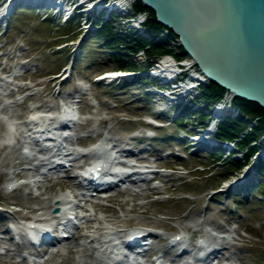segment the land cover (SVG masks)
<instances>
[{"label": "rangeland", "instance_id": "1", "mask_svg": "<svg viewBox=\"0 0 264 264\" xmlns=\"http://www.w3.org/2000/svg\"><path fill=\"white\" fill-rule=\"evenodd\" d=\"M45 14L31 7H16L6 25L0 26V73L18 71L11 81L0 79V114L6 118L0 119L5 132L0 140V264H106L111 260L99 245V240H105V231H112L121 241L137 228L162 233L151 236L150 248L142 258L145 264H154L148 255L164 250L163 260H174L170 264L193 256L197 258L192 264H264V176L249 185L246 196L233 193L245 169L229 165L232 156L220 158L206 150L191 153L193 147L182 134L200 125L195 117L191 116L192 121L184 114L175 120L180 107L158 94L146 93L154 91L147 77L98 82L96 76L118 69L112 58L115 51L101 36L86 32L78 17L63 23ZM119 19L115 27L122 32L127 26L121 23L122 16ZM131 58L138 63L136 70L146 67L142 53ZM69 100L76 101L74 119L79 122L57 130L66 135L65 146L79 150L104 137L116 151L127 148L138 152L125 156L127 162L162 169L151 175L153 180L129 184V189L115 187L109 199L94 197L88 202L79 197L88 218L75 229L72 239L52 247L44 243L27 246L10 238L8 223L19 220L22 224L25 218L36 217L52 220L53 201L67 195L74 198L79 190L73 170L64 177L43 174L39 164L48 152L37 151L36 144L30 142V134L36 135L30 129L38 125L30 117L35 108H53V115L66 119ZM149 116H159L164 125L147 126L144 119ZM7 118L16 123L11 129ZM67 132L73 137L67 138ZM146 132L152 138L145 137ZM234 153L235 158L242 155ZM91 160L92 156L80 155L74 165L82 167ZM12 184L18 188L8 191ZM185 232L208 240V248L193 253L195 241L190 240L188 252L180 260L173 255L177 247H170L168 241ZM23 254L42 261L31 262Z\"/></svg>", "mask_w": 264, "mask_h": 264}, {"label": "water", "instance_id": "2", "mask_svg": "<svg viewBox=\"0 0 264 264\" xmlns=\"http://www.w3.org/2000/svg\"><path fill=\"white\" fill-rule=\"evenodd\" d=\"M138 1L207 80L264 108V0Z\"/></svg>", "mask_w": 264, "mask_h": 264}, {"label": "trees", "instance_id": "3", "mask_svg": "<svg viewBox=\"0 0 264 264\" xmlns=\"http://www.w3.org/2000/svg\"><path fill=\"white\" fill-rule=\"evenodd\" d=\"M130 8L133 12L144 13L145 18L142 25L147 33L145 36L127 29L122 32L117 30L115 23L119 18L115 14L107 20L100 19L101 15H99L100 21L96 23L99 29L93 33L94 36L104 38L105 45L115 51H113L112 58L118 69L135 71L138 63L131 57L139 50L143 53L145 58L143 61L147 63L146 67L148 68L153 61L164 55H169L177 60L184 58L185 54L182 56L180 53L181 46L177 42L176 34L157 22L152 10L137 0L130 4ZM120 46H123V49ZM142 80L143 78H140V81ZM200 87V92L195 99L197 110L187 115L195 117L199 123L209 118L207 111L215 102L223 99L226 91L209 80L206 84H201ZM231 103L238 109L239 114L235 117L225 116L218 122L215 137L220 141H232L235 148L243 149L241 160L243 163H248L253 154L259 149H264V141L261 140L264 135V108L237 96L233 97ZM190 119L192 120V117ZM228 164H237L239 169L242 168L237 160L229 158ZM255 168L259 175L264 176V161L258 160Z\"/></svg>", "mask_w": 264, "mask_h": 264}, {"label": "bare ground", "instance_id": "4", "mask_svg": "<svg viewBox=\"0 0 264 264\" xmlns=\"http://www.w3.org/2000/svg\"><path fill=\"white\" fill-rule=\"evenodd\" d=\"M41 1V0H40ZM44 3H42V4H45L47 1H45V0H42ZM133 0H110V5H111V7L112 6H117V5H123V6H125V5H129V4H131V2H132ZM6 2L7 1H4L3 2V4H2V6H0V11L3 13V10H9L13 5L12 4H6ZM49 2V4L50 5H48V6H46L45 8H43V9H45V10H50V9H52V8H55L56 7V5L52 2V1H48ZM94 4H101L102 2H103V0H94ZM24 3L25 4H28V3H31L32 4V2H30V1H24ZM34 4V3H33ZM107 6V5H106ZM105 6V7H106ZM127 11V9H126V7L124 8V10H123V12H126ZM101 19V18H100ZM181 52V54H182V56L185 54V53H183L182 52V49L180 50ZM178 61V60H177ZM179 64H180V77H179V79H177L175 82L173 81V83H172V85H171V87L172 88H174V89H179V90H181L182 89V92H183V94H184V96L186 95V93H190V95L192 96V97H190V99L193 101L194 100V96H195V99L197 98V95H198V93L200 92V89H201V87H200V85L202 84V85H204V84H206L207 83V79L203 76V74L200 72V70L198 69V67H197V65L190 59V58H188L187 57V55L185 54L184 55V58L183 59H180L179 61ZM174 65H175V63L174 62H172L171 61V59H169L168 57L167 58H164V59H162L161 60V62H158V70L159 71H161L164 75H166V77L164 78V82H168V81H170V79H171V77L169 76L170 75V72H172V71H176V70H174L173 69V67H174ZM188 66H191L193 69L192 70H190V69H188ZM146 70H148V67H146ZM119 72H121V70H119V69H116V70H110V71H105L104 73H106V75L105 76H103L101 79H106V78H109V77H113V76H115V77H119L120 76V74H118ZM16 73V70H14L13 71V73H11L10 75H7L6 77H4V78H1L0 77V79L1 80H5V81H11V79L10 78H13V77H15V74ZM123 74V76H126V73H122ZM169 74V75H168ZM199 75V77H197ZM189 77H191L193 80H195L192 84L193 85H191L190 87L187 85V84H185V83H183L184 82V80H185V78H189ZM189 80V79H188ZM177 82H181V87L179 86V85H177ZM28 88V87H27ZM195 92V94H192V93H194ZM186 97V96H185ZM76 103H74V101L73 100H69L68 102H67V110L65 111V113L67 114V117H70L69 119H64V123H65V125H67V126H69L68 125V123H67V121H72L73 119H74V117H75V115H76V111H75V105ZM91 105H93V103H91ZM39 107H36L35 109V111H33L32 113H31V115H30V117H31V119H36L37 121H38V125H34L33 127H32V129H34V132L37 134L36 136H38L39 138H40V140L43 142V143H46V144H49V143H51V142H53V141H56L58 138H61L63 135H61V134H59V135H57V139L55 138V125H51L52 124V122L53 121H55V119L53 118V113L50 111V110H52L53 108H51V109H48V110H39L38 109ZM195 108H197V105L195 106ZM215 112L216 113H218V115H221V114H223V112H224V110H223V106H219V107H217L216 109H215ZM2 113L0 114V119H6L5 118V116H3L2 117ZM208 119H210V118H208ZM208 119H207V121H208ZM47 120H49L47 123H46V121ZM176 120V119H175ZM181 120V119H180ZM191 120V119H190ZM32 121H35V120H32ZM6 122H7V124H8V128H13L14 127V124H16L15 123V121H14V119H9V118H7V120H6ZM26 122H28L27 120H24V123H26ZM23 123V122H22ZM48 124V125H47ZM211 125H212V123H211ZM47 127L46 129H43V127ZM67 126H65L66 128H68ZM44 131H43V130ZM48 132H50V134L48 133ZM69 132H67V134H68ZM4 134H5V132L4 133H2V130H1V127H0V140L2 139V137L4 136ZM36 144V146H38V144L37 143H35ZM107 147H108V145H107V143L106 142H100L99 144H98V148H101V150H107ZM111 150H114L113 148L111 149ZM111 150H108V151H106L105 153H106V155L105 156H103V157H100V159H97V161H98V163H99V165L102 167V168H106L107 166H109V168L108 169H112V171H113V173H107L106 174V176H104L105 178H104V180H103V183L105 184V186H110V184L112 185H117L116 183H121V181L122 180H132V178L133 177H124V178H122L121 176H124V174L126 173V171L128 170H130V169H126V167H122V166H120V165H122L123 163H121V162H118V163H115L114 161L113 162H111V157H113V156H116V157H120V158H122L121 160H124L123 158H124V156L123 155H120V154H118L117 152H115V151H111ZM100 151V150H99ZM100 152H104V151H100ZM255 154H253V156H251L252 158H255ZM252 158H250L249 159V162L248 163H240L241 165H242V168H245V167H248L250 164H252L251 163V161H252ZM42 165L44 166L45 165V163L43 162L42 163ZM232 165V167H236V166H238L237 164H231ZM125 166V165H124ZM117 170H119L120 171V176L118 175V174H116V173H114L115 171H117ZM249 171H251L252 173H254L251 169H249ZM136 174V173H135ZM138 174V173H137ZM110 175V176H109ZM248 175V176H247ZM116 176V177H115ZM136 176V175H135ZM247 176V177H246ZM256 178L258 177H260L259 176V173L255 176ZM248 178H251V176H250V172H245V174L244 175H241L240 176V178L238 179L237 178V180H236V183L237 184H235L236 186L235 187H239V184H242V182H244V184L245 183H247V180H248ZM110 179H112V180H110ZM251 180H253V178H251ZM238 181H239V183H238ZM130 182H133V181H130ZM135 183V182H134ZM227 187H229V186H225V188H227ZM244 188H242V191L243 190H245L246 188V185H244L243 186ZM65 198H67V197H62L61 198V201L62 200H64ZM65 200H67V202H63V203H61V204H66L67 205V207H71V209H75V210H77V209H79V208H81L80 206H77V208H75L74 207V201L73 200H70V199H65ZM45 208H46V206H45ZM42 209H44V208H42ZM44 221H46V218H42V217H38V218H36L35 220H34V222H44ZM76 227V226H75ZM75 227H73V231L75 230ZM71 232L69 231V233L68 234H70ZM102 234V233H101ZM136 235H134V234H130V237H135ZM174 236L176 237V236H179V237H181V239L180 240H178V241H174L171 245H173V246H176L177 244H179V245H183L185 242H186V240H187V236L186 235H184V233L182 234V233H177V234H174ZM225 237V236H224ZM94 240H96V238L94 237L93 238V240L92 241H94ZM205 240V239H204ZM203 239H201V240H199L198 242L200 243V242H202V241H204ZM80 246H83V244H80ZM178 246V245H177ZM176 246V247H177ZM161 257H164V256H161ZM158 260H160V259H158ZM117 264L119 263V262H116ZM121 264V263H120Z\"/></svg>", "mask_w": 264, "mask_h": 264}]
</instances>
